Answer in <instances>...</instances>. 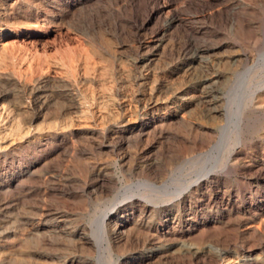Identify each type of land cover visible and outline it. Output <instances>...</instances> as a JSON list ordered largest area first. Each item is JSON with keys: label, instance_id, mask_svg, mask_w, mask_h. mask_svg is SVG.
Returning a JSON list of instances; mask_svg holds the SVG:
<instances>
[{"label": "rangeland", "instance_id": "374dc122", "mask_svg": "<svg viewBox=\"0 0 264 264\" xmlns=\"http://www.w3.org/2000/svg\"><path fill=\"white\" fill-rule=\"evenodd\" d=\"M0 34V264H264V105L240 145L232 116L264 86V0H0ZM206 75L215 105L192 96ZM85 92L95 132L78 127ZM146 179L164 197L135 220L163 237L108 246L98 214Z\"/></svg>", "mask_w": 264, "mask_h": 264}, {"label": "bare ground", "instance_id": "6f19581e", "mask_svg": "<svg viewBox=\"0 0 264 264\" xmlns=\"http://www.w3.org/2000/svg\"><path fill=\"white\" fill-rule=\"evenodd\" d=\"M11 5V4H10ZM219 9V8H218ZM229 10V9H228ZM231 10V9H230ZM237 11V10H236ZM235 11V12H236ZM157 12V11H156ZM231 12V11H230ZM238 12V11H237ZM216 13H224L223 9H219L217 11H213V13L210 14H216ZM226 13V12H225ZM229 14V13H228ZM221 15V14H220ZM225 21V20H224ZM183 25L181 19H173L167 26V29L174 24H179ZM185 25V24H184ZM187 28V27H186ZM189 28V27H188ZM36 30V29H35ZM32 31V30H31ZM193 34H195L194 31H192ZM2 35V34H0ZM209 48H198L196 49V53H205L209 52ZM204 58V57H203ZM206 64V63H205ZM211 64V63H210ZM28 66V65H27ZM29 69V68H28ZM37 70V69H36ZM249 72H247L243 76L242 82L245 84L247 83V77ZM86 74H90V69L89 67H86ZM210 75V74H209ZM212 75V74H211ZM52 76V75H51ZM219 76V75H218ZM29 77V76H28ZM45 77V76H44ZM87 77V76H86ZM30 79V78H29ZM47 79V78H46ZM87 80V79H86ZM213 80V76H203L199 79L197 88H199L198 94L196 92L193 93L192 96L198 95L201 102L206 103L207 105H213L216 103V98L212 97L208 92L204 91L208 85L211 83ZM89 81V80H88ZM101 84V82H100ZM264 84V83H263ZM175 88V87H174ZM87 89V88H86ZM186 89V88H185ZM89 90V88H88ZM185 91V90H184ZM183 92V91H182ZM101 93V92H100ZM157 94V93H156ZM105 95V93H104ZM156 97V96H155ZM109 98L113 101L114 103V96L113 93L109 95ZM74 99V98H73ZM76 99V98H75ZM100 95L99 93H82V97L76 102L74 107L80 111V115L77 117V121L79 123L78 127L81 126L83 129L90 130L95 132L97 130V127L99 125V122L101 121V112L99 109V104H100ZM104 99V98H103ZM155 99V98H154ZM40 100V98H39ZM144 100V99H143ZM38 101V99H37ZM110 101V100H109ZM157 101L158 100H148L143 106L145 110V114L147 115L146 121L143 122L142 127L144 128H152L153 130L156 127V123L158 121H162L161 116H156L154 114H151L152 112H156L158 110L157 107ZM159 102V101H158ZM106 103V102H105ZM111 103V102H110ZM174 103V102H173ZM107 104V103H106ZM93 105L94 109L93 108ZM108 105V104H107ZM215 105V104H214ZM264 105V86L260 88V90H257L251 94V99L249 100L248 103H244L238 107L237 111L233 113L232 116L235 117V134H236V142L237 145H240L242 143L243 136L244 134L248 131L252 119V114L253 110L257 107H260ZM188 106V105H187ZM183 106L179 112H176V115H179L181 117L185 116L184 112L185 107ZM180 108V107H179ZM75 109V110H76ZM113 109V108H112ZM73 110V109H72ZM71 112V111H70ZM144 112V111H143ZM151 112V113H150ZM215 114L214 115H221L222 113L218 109H214L213 111ZM69 113V112H68ZM160 113V112H159ZM1 116V115H0ZM5 117V116H4ZM12 118V116H11ZM132 118V117H131ZM5 119V118H4ZM14 120V119H12ZM75 120V119H74ZM131 121V120H130ZM4 122V121H3ZM18 122V121H17ZM162 123V122H161ZM11 124V123H10ZM1 125V124H0ZM13 125V124H12ZM15 125V124H14ZM162 125V124H161ZM2 126V125H1ZM11 127V126H10ZM18 128V127H17ZM224 132L228 130V125L223 127ZM4 129V126H3ZM105 129V128H104ZM142 129V128H141ZM85 130V131H86ZM149 131V130H147ZM161 131V130H160ZM20 134V132H19ZM98 134V133H97ZM101 136V135H99ZM10 144V143H9ZM7 147V146H6ZM234 150V149H233ZM235 154V151L233 152ZM230 157V156H229ZM238 157V156H237ZM231 158L228 159V162L225 164V167L229 166ZM263 161V160H262ZM155 166H157L155 164ZM154 167V166H153ZM156 168V167H155ZM35 169V168H34ZM94 169V168H93ZM106 170V169H105ZM153 171V170H152ZM160 171V170H159ZM154 172V171H153ZM158 172V171H157ZM159 173V172H158ZM26 174V173H25ZM97 174V173H96ZM105 174V173H104ZM106 176V175H105ZM97 177V176H96ZM99 180L101 182L100 187L102 188V191L107 190L110 188L112 185H114V181L110 178H105L104 176L98 175ZM111 177V176H110ZM163 177V176H162ZM217 175H215V170H208L203 176H199V179L195 183H190L189 186H187L185 189L181 190L178 194V198L185 196L186 193H189L191 190H194V192H199V188L203 185H207L215 180ZM154 179V178H153ZM155 180V179H154ZM210 185V184H209ZM94 187V186H93ZM99 187V185H98ZM112 188V187H111ZM136 188V187H135ZM138 188H141V190L137 193L127 195L123 198H115L114 203L111 204L112 206H108L110 208L103 210L98 214L99 216L96 218L97 222L103 227L104 233V239L108 242V246H111L112 244L115 243H120V242H129L131 240L134 241H145V237L148 238L151 236L153 240H160L161 237L164 235V231H162L161 226L155 225V227H147L145 225H138V220L143 219L147 214L148 215H156V210L155 208L158 209V205L161 204L162 198L164 197L162 190L156 185L154 182H152L149 179L142 180L139 182ZM137 188V190H138ZM93 189V188H92ZM87 190V189H86ZM100 190V189H99ZM150 191H153L152 194ZM217 191V190H216ZM213 192V191H212ZM102 193V192H101ZM86 195V194H85ZM215 195V194H214ZM208 196V195H207ZM229 197V196H228ZM217 198V197H216ZM222 198V196L220 197ZM235 200V199H234ZM152 204V205H151ZM162 206V205H161ZM230 208V207H229ZM233 208V207H232ZM231 209V208H230ZM226 210V209H225ZM236 211V209H235ZM236 213V212H235ZM125 214V215H124ZM120 217H124L125 219H121ZM138 220H135L137 219ZM135 220V221H134ZM173 221V220H172ZM158 222V221H157ZM170 223V222H169ZM254 224V223H253ZM264 226V222L262 223ZM251 225V224H250ZM172 226V225H171ZM38 228V227H37ZM259 228V227H257ZM249 231V230H248ZM31 232V231H30ZM177 232V231H176ZM259 233V232H258ZM35 235V234H34ZM86 235V234H85ZM173 235V234H172ZM103 236V235H102ZM32 237V236H31ZM29 236V238H31ZM81 237V236H80ZM82 239V238H81ZM114 239V243H113ZM23 240V239H21ZM34 240V239H33ZM80 240V239H79ZM29 241V240H28ZM81 241V240H80ZM83 242V241H82ZM81 242V243H82ZM92 242V240H91ZM152 242V241H151ZM148 243V242H147ZM22 244V243H21ZM124 244V243H123ZM132 244V243H131ZM90 246V245H89ZM94 246V245H93ZM93 248V247H92ZM20 249V247H19ZM150 250V249H149ZM167 251V250H166ZM21 255V254H20ZM30 255V254H29ZM26 257V255H24ZM18 257V256H17ZM149 259H160L161 258V252L157 250H154L153 253L148 256ZM24 258V257H23ZM147 258V256L142 257L140 260V263L138 264H143L144 261ZM35 260V259H33ZM38 260V259H37ZM36 260V261H37ZM28 261V260H27ZM71 261V259H70ZM78 262V261H77ZM156 262V261H155ZM20 264V263H19ZM38 264L39 261H38ZM43 264V263H42ZM93 264V263H92ZM160 264V263H159Z\"/></svg>", "mask_w": 264, "mask_h": 264}]
</instances>
